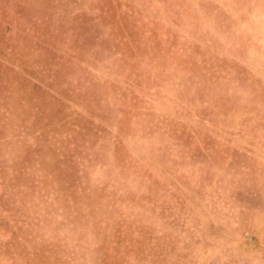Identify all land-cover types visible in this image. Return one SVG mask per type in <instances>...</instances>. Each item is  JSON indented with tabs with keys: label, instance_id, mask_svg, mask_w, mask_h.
<instances>
[{
	"label": "rangeland",
	"instance_id": "374dc122",
	"mask_svg": "<svg viewBox=\"0 0 264 264\" xmlns=\"http://www.w3.org/2000/svg\"><path fill=\"white\" fill-rule=\"evenodd\" d=\"M0 264H264V0H0Z\"/></svg>",
	"mask_w": 264,
	"mask_h": 264
}]
</instances>
